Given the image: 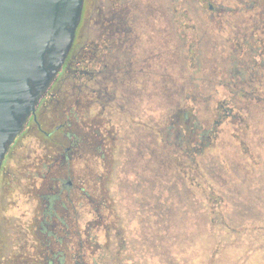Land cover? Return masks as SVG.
<instances>
[{"label": "rangeland", "instance_id": "1", "mask_svg": "<svg viewBox=\"0 0 264 264\" xmlns=\"http://www.w3.org/2000/svg\"><path fill=\"white\" fill-rule=\"evenodd\" d=\"M113 4L127 11L130 52L113 50L105 64L131 71L113 68L101 84L115 98L104 110L114 136L105 186L122 238L104 264L114 252L121 264H264V190L254 191L264 187V52L253 57L264 0ZM177 111L196 136L215 135L194 159L175 146V134H188Z\"/></svg>", "mask_w": 264, "mask_h": 264}, {"label": "flooded vegetation", "instance_id": "2", "mask_svg": "<svg viewBox=\"0 0 264 264\" xmlns=\"http://www.w3.org/2000/svg\"><path fill=\"white\" fill-rule=\"evenodd\" d=\"M116 2L84 0L68 57L0 165V264H104L106 249L121 247V228L105 186L114 136L104 110L115 98L101 85L111 80L113 68L131 71L130 63L105 64L113 50L130 52L123 47L131 36L127 11L112 10ZM259 30L254 58L264 52V24ZM229 111L211 124L214 132ZM184 116L180 111L174 116L188 131L175 134V146L186 144L184 154L193 153L194 159L215 135L196 136ZM244 142L239 143L246 152ZM175 165L183 178L192 176L190 167ZM257 187L254 191L262 193L264 187ZM213 199V207H219ZM115 253L113 264H121Z\"/></svg>", "mask_w": 264, "mask_h": 264}, {"label": "water", "instance_id": "3", "mask_svg": "<svg viewBox=\"0 0 264 264\" xmlns=\"http://www.w3.org/2000/svg\"><path fill=\"white\" fill-rule=\"evenodd\" d=\"M84 0H0V165L73 46Z\"/></svg>", "mask_w": 264, "mask_h": 264}, {"label": "trees", "instance_id": "4", "mask_svg": "<svg viewBox=\"0 0 264 264\" xmlns=\"http://www.w3.org/2000/svg\"><path fill=\"white\" fill-rule=\"evenodd\" d=\"M264 24V21L262 22V25Z\"/></svg>", "mask_w": 264, "mask_h": 264}]
</instances>
